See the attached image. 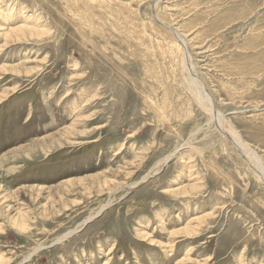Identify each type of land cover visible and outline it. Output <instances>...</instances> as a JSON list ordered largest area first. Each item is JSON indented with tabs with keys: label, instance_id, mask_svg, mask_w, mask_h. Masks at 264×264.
<instances>
[{
	"label": "rangeland",
	"instance_id": "374dc122",
	"mask_svg": "<svg viewBox=\"0 0 264 264\" xmlns=\"http://www.w3.org/2000/svg\"><path fill=\"white\" fill-rule=\"evenodd\" d=\"M113 1L0 0L3 30L47 31L0 30L3 264H264V183L157 49L183 35L194 95L264 166V0Z\"/></svg>",
	"mask_w": 264,
	"mask_h": 264
},
{
	"label": "bare ground",
	"instance_id": "6f19581e",
	"mask_svg": "<svg viewBox=\"0 0 264 264\" xmlns=\"http://www.w3.org/2000/svg\"><path fill=\"white\" fill-rule=\"evenodd\" d=\"M74 1V0H73ZM87 3H89V0H86ZM113 1V0H112ZM121 2V0H120ZM142 2V1H141ZM71 3V2H70ZM84 3V2H83ZM90 3H91V0H90ZM104 3V2H103ZM114 3V1H113ZM122 3V2H121ZM100 4V3H99ZM102 4V3H101ZM119 4V3H118ZM97 5V4H96ZM124 5V4H123ZM122 5V6H123ZM126 5V4H125ZM119 6V5H118ZM125 7V6H124ZM127 7V6H126ZM125 7V8H126ZM74 8V7H73ZM131 9V8H130ZM109 10V9H108ZM115 10V9H114ZM122 10V9H121ZM120 10V11H121ZM136 10V8H135ZM11 11V10H10ZM137 11V10H136ZM135 11V13L137 14V12ZM111 12V11H110ZM114 12V11H113ZM119 12V11H118ZM122 12V11H121ZM125 12V11H124ZM154 12V11H153ZM127 13V12H126ZM132 13V11L130 12ZM11 14H14V13H11ZM121 14V13H120ZM135 14V15H136ZM112 15V14H111ZM139 15V14H138ZM15 14L11 16V18L13 17L14 18ZM118 16V15H117ZM120 16V15H119ZM118 16V17H119ZM124 16V15H123ZM133 16V15H132ZM16 18V17H15ZM124 18V17H123ZM17 19V18H16ZM35 19V18H34ZM137 19V18H136ZM38 20V19H37ZM40 20V19H39ZM38 20V21H39ZM130 20V19H129ZM38 21H35V24L33 22H30V21H27L26 23H24L23 25L19 26L18 28L16 29H13V30H6L3 28H0V30H2V36H4V39L6 40L4 45L3 46H6V44L8 42H15V41H20L22 39H27V38H41L43 37L44 35H46L47 31L43 30V26L40 25V22ZM139 21V20H138ZM38 22V23H37ZM118 22V21H117ZM149 22V21H148ZM30 24H32L33 26L31 27ZM200 24V23H199ZM149 25V24H148ZM39 27V29H38ZM152 27V26H151ZM48 29V28H47ZM121 31V30H120ZM124 31V29H123ZM163 31V30H162ZM171 31V30H170ZM188 31V30H187ZM49 32V31H48ZM162 33V32H161ZM170 33V32H169ZM161 35V34H160ZM163 35V34H162ZM166 35V34H165ZM164 36V40H166V45H164L163 47L159 45L160 42H158L157 44V49L159 50V52L161 54H168L169 55V58L171 63H178L179 67H180V77H181V83L180 85H182L183 89L189 94V97H191L192 99V102L194 103V105L199 108L200 111H203L205 113H207L212 119H214L216 121V123L219 125V128L221 129L222 133L225 135V136H228L230 141L232 142V144L234 145L235 149L237 151H239V154L244 157V159L247 161V163H249L253 169H255L257 171V176L258 178L264 183V166H262L261 164V161L258 159V156H256V154L254 153V151L250 150L249 147L247 145H245L243 143V141L235 134V132L230 129V128H226L225 126H223V123H222V119L216 115V113L213 111V109H209L204 103H202V99L200 100L197 96H195L193 90H192V83H191V73L190 71L188 72V69L190 68V66L186 65L185 63V60L187 59L188 57V54H187V51H186V41L184 40V38L181 36V34H178V33H173L171 31V36ZM170 35V34H169ZM159 36V35H158ZM160 37V36H159ZM127 39V38H126ZM128 40V39H127ZM157 43V42H156ZM200 44V43H199ZM144 45V44H142ZM163 45V44H162ZM150 48V47H149ZM148 48V49H149ZM149 51V50H148ZM179 52V53H178ZM179 54L181 56H179ZM163 60V59H162ZM179 60V61H178ZM167 61V62H168ZM25 62V61H24ZM153 62V61H152ZM27 63V62H25ZM29 63V62H28ZM35 63V62H34ZM166 63V62H165ZM31 64V63H30ZM167 65V64H166ZM172 65V64H171ZM168 66H169V62H168ZM173 66V65H172ZM175 67V66H174ZM178 67V66H177ZM176 67V68H177ZM156 68V67H155ZM168 68V67H167ZM4 70H6L4 67H3ZM11 72L9 73H15V74H20V73H25L26 75H29L30 73H32L34 71V69H24L23 72L18 70L17 67L15 68H10ZM21 69V68H20ZM171 69V68H170ZM179 69V68H178ZM1 70V69H0ZM174 70V68H173ZM7 71V70H6ZM170 72V71H169ZM177 72V71H176ZM188 72V74H187ZM8 73V72H7ZM166 73V72H165ZM164 74V73H163ZM187 74V75H186ZM168 75V74H167ZM171 75H172V71H171ZM175 80V79H174ZM169 81V80H168ZM171 82V81H170ZM194 82V81H193ZM172 83V82H171ZM194 85V84H193ZM157 86V85H156ZM194 87V86H193ZM5 95V94H3ZM68 95V94H67ZM66 95V96H67ZM2 96V95H1ZM0 96V97H1ZM6 96V95H5ZM3 96V97H5ZM89 96V95H88ZM7 97V96H6ZM188 97V98H189ZM2 100V99H1ZM0 100V101H1ZM4 100V99H3ZM189 101V100H188ZM86 102V101H85ZM188 103H191V102H188ZM79 104V103H78ZM88 104V103H87ZM77 105V104H76ZM75 105V106H76ZM81 105V104H79ZM78 105V106H79ZM86 105V104H85ZM77 106V107H78ZM189 106V105H188ZM191 106V105H190ZM75 108V107H74ZM79 109V107H78ZM75 110V109H74ZM76 111V110H75ZM79 111V110H77ZM188 111V110H187ZM192 111V110H191ZM190 112V110H189ZM222 124V125H221ZM73 131L74 129L70 128V129H64L62 132H60L59 134H57V137L56 136H53L52 138H49V139H46L43 138V139H40V140H37L34 144H40V142H43V141H46L45 143H47V146H46V149L49 150L51 149V147H54V146H61V143L62 141L64 142V139L70 135H73ZM56 135V134H55ZM78 136V135H77ZM49 140V141H48ZM66 142V141H65ZM45 146V145H44ZM37 148V147H36ZM43 149V148H42ZM19 150H22V151H28L29 152V148L25 147V148H20ZM32 150V148H31ZM254 150V149H253ZM16 150H13L12 152H8V154H6L5 156H3L2 159H6L8 157V155H13L12 157L16 156L18 154V152H14ZM38 152V151H37ZM24 153V152H23ZM16 159V158H15ZM168 160V158H166V161ZM255 171V172H256ZM79 180H75L74 182H77ZM72 181H67L65 182L67 185L71 184V183H74ZM113 182V181H112ZM105 184H108V183H105ZM107 186V185H106ZM190 190H194V186H190L188 187ZM187 189V188H186ZM36 191H41L43 189H34ZM186 190L184 189V192ZM174 195V194H173ZM176 195V194H175ZM180 195V194H179ZM182 195V193H181ZM212 214V213H211ZM207 216V215H205ZM204 216V217H205ZM214 217V216H213ZM194 220V219H193ZM191 220V221H193ZM200 220V219H199ZM86 221H84L82 223V226L84 225V223H86ZM196 222V221H195ZM206 223V221H204ZM203 222V223H204ZM192 224V222H191ZM202 224V222H199L198 224L196 225H190V224H187L181 231L179 232H175L173 233L174 235H178L180 238H184V237H193L194 235H196L198 233V230H199V227L200 225ZM11 225L13 227H16L18 228L19 230L21 231H26L27 230V225L24 223V222H18V220L15 218L13 219V221H11ZM204 225V224H203ZM205 226V225H204ZM202 229V228H201ZM200 229V230H201ZM199 230V231H200ZM2 231V230H1ZM178 231V230H177ZM76 232V231H75ZM70 233V232H69ZM72 233L68 234L67 236L64 237V239H66L67 237H69V235H71ZM199 235V234H198ZM141 236V235H140ZM145 236H143L144 238ZM170 237V236H169ZM148 239V238H146ZM144 240V239H143ZM62 240H59L58 242H61ZM157 243V242H156ZM154 244V243H152ZM190 248H188L187 252L189 251ZM39 249L37 248L35 251H32L30 252V254L28 256H30L31 254L37 252ZM186 256V254H185ZM209 258V257H208ZM183 259V258H182ZM207 260V259H206ZM210 260V258L208 259ZM188 261V260H187ZM4 263V258L0 257V264H3ZM202 264V263H201Z\"/></svg>",
	"mask_w": 264,
	"mask_h": 264
},
{
	"label": "flooded vegetation",
	"instance_id": "af4514ba",
	"mask_svg": "<svg viewBox=\"0 0 264 264\" xmlns=\"http://www.w3.org/2000/svg\"><path fill=\"white\" fill-rule=\"evenodd\" d=\"M5 155H6V154H5ZM5 155H3V156H5ZM3 156H2V157H3Z\"/></svg>",
	"mask_w": 264,
	"mask_h": 264
}]
</instances>
